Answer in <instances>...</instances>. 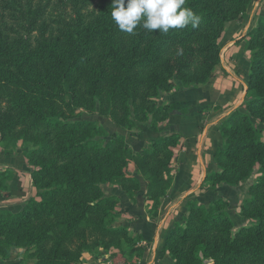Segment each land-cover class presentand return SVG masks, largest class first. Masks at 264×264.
I'll use <instances>...</instances> for the list:
<instances>
[{"label":"trees","instance_id":"trees-1","mask_svg":"<svg viewBox=\"0 0 264 264\" xmlns=\"http://www.w3.org/2000/svg\"><path fill=\"white\" fill-rule=\"evenodd\" d=\"M22 3L0 0V143L4 156L30 145L23 156L35 193L18 212L0 210V259L22 248L34 264H81L83 252L102 248L117 250L114 264H137L123 251L134 239L114 225L118 200L105 197L101 186L116 184L133 200L140 182L124 171L132 161L157 213L174 184L172 158L186 136H161L133 153L124 135L81 120V111L123 130L148 121L158 132L173 112L171 104L159 103L160 92L174 89L175 75L184 88L209 82L222 31L229 21H244L251 0H186L201 17L198 27L167 34L138 27L134 35L112 20V0H69L68 11L43 21ZM246 37L245 102L217 127L223 148L213 160L219 171L201 184L237 183L258 165L261 175L241 205L243 218L255 222L234 232L226 202L189 200L184 226L175 224L161 248L173 264H264V127L253 123L264 124V16ZM11 176L0 170L3 196L11 193Z\"/></svg>","mask_w":264,"mask_h":264},{"label":"crops","instance_id":"crops-1","mask_svg":"<svg viewBox=\"0 0 264 264\" xmlns=\"http://www.w3.org/2000/svg\"><path fill=\"white\" fill-rule=\"evenodd\" d=\"M242 24L243 22L241 24L239 22L238 24L230 23L227 28L228 34L230 36L237 34ZM237 46L239 47V45ZM247 64L249 65L248 58L244 55L238 56L237 67L244 68L247 67ZM217 80L212 78L210 83L197 88L183 89L174 93L176 95H172L171 99L168 98L170 104H175V109L178 110L174 116L170 117V127L174 131L182 133L186 138L184 148L180 153L182 160L174 175V184L168 191L167 197L161 202L159 217L153 220L141 217L131 223L134 230L141 232L147 241L142 259L138 264H168L169 259L160 255V250L172 226L185 214L187 201L196 200L207 204L215 199L216 194L204 189L205 184L201 185V183L205 175L215 168L213 153L221 143V137L217 131L218 121L228 116L230 110L239 101L238 105L242 104L245 100L247 83V79L245 81L241 79L240 83L231 81L230 86L221 87L217 85ZM239 87L241 90L238 89ZM224 105L228 106L225 110L222 109ZM211 106H220V109L217 111L210 110ZM209 123L211 125L207 127ZM145 132L147 131L145 130ZM145 137H149L148 132L139 135L137 138L130 136L129 139L128 136L126 140L132 148L141 147ZM0 168L16 171L14 180L11 181V183L14 182L13 185L10 183V195L3 196L0 194V210L18 212L29 198V192L26 194L27 191L19 182L20 176H24L25 184H27L28 179L31 185L30 172L32 168L27 166L23 153L20 151H16L12 156H4L0 151ZM136 202L138 203L137 206L144 204L141 199H137ZM128 205V203L125 204L127 210L129 209L127 208ZM100 260H105L103 253H84L81 264H99ZM33 262L32 258L22 262L19 255L11 254L9 260L0 261V264H33Z\"/></svg>","mask_w":264,"mask_h":264},{"label":"rangeland","instance_id":"rangeland-1","mask_svg":"<svg viewBox=\"0 0 264 264\" xmlns=\"http://www.w3.org/2000/svg\"><path fill=\"white\" fill-rule=\"evenodd\" d=\"M22 4H23V9L25 11L33 10L34 12H39L40 13L39 16L41 18L40 21H43L44 19L48 18L49 15H54L56 17L57 15L64 14V12L68 11L67 9H69V0H23ZM25 11H24V13H25ZM260 16H264V0H251V3L248 7V15L246 16L244 21L239 22L240 24L243 22V24L241 25V29H239L237 34L230 36L228 34L227 28L229 27V24L231 22L229 21L226 24V28L222 31L221 36L218 40V43L221 47L220 61L214 67V69L212 70V73H211L212 78H216V80L219 79L216 82L217 85H219L221 87L230 86L231 81H236L237 83H240L242 80L245 81L246 79H248V75L246 74L248 72L247 71L248 70V64H247V67H244V68H242L241 66L237 67L238 56L244 55L246 58H248V59L250 58V52L244 50L243 44L245 43V40L247 39L246 35L256 25L258 17H260ZM31 17H32V15H31ZM253 20H255L254 23H253ZM27 22H28L27 20H24V21H22V24L25 26L27 24ZM232 23L238 24V21L234 20V21H232ZM240 44H242L241 47H240ZM234 45H236V46H234ZM237 45H239V47ZM232 46H233V48H232ZM190 47L191 46H187L184 48L186 50H189ZM230 48H232V49H230ZM165 56L168 57L169 54L166 53ZM245 75H247V76H245ZM212 78L209 79L208 83L212 82ZM171 81L174 85V87H173L174 89L171 90L170 92H160L158 101L161 104H163V103H169L170 104L168 98L171 99L172 95H176L174 93H178V92L182 91L183 89H186V88H184V86H182L180 80L176 77V75L171 79ZM203 85H205V84H201L200 86H190V87L197 88V87H201ZM190 87H188V88H190ZM238 89L241 90V87H239ZM245 91H246V89H245ZM247 98L248 97H246V100H247ZM237 100H238V98H237ZM244 102H245V100L242 103H244ZM239 103H240V101L238 102V104ZM238 104L230 110V113L234 109L238 108L241 105V104L240 105H238ZM171 105H172V109H173L171 116H174L176 114V111H178V110L175 109V107H176L175 104H171ZM219 107L220 106H211L210 110L217 111L220 109ZM226 107H228V106L224 105L222 109L225 110ZM170 117L166 122L164 121V122L159 124L160 128L158 127L159 128L158 132H153L148 128L149 123H150L148 121L137 123L136 126L132 129L123 130L121 128L116 127L111 122L110 119L105 118V117H101L97 113L88 114L87 112L82 110L81 114H80L81 120L96 121L99 125H101L107 131L108 135H110L112 133H119V134L124 135L125 142L129 146V148L131 149V151L133 153H141L143 150L148 149L150 147L151 142H153V140L157 139L158 137L167 136L171 133H178L177 131H174L170 127V124H169ZM226 117L227 116L221 118L218 121L219 122L218 126H219L220 122H222ZM253 123L255 125H257L259 128L264 127V124L261 123L259 120H253ZM210 125L211 124L209 123L207 125V127H209ZM145 130L149 133V137L144 138V144L141 147L132 148L131 145L127 142L126 138L128 136H129V139H130V136L137 138L141 134L142 135L147 134V132H145ZM107 139L108 138H105V140H107ZM184 141H185V139H183V141H182V148H180L179 150H175V154L172 158V167L173 168L171 171V175H172L173 179H174L175 172L178 169V166L182 160L180 153L184 148ZM26 147L29 149L30 145H28ZM27 148H23L22 146H17L16 151L17 152L20 151L21 153L24 154L25 153L24 151H26ZM222 148H223V141L221 139L219 149H222ZM19 149H21V150H19ZM0 151H2L1 143H0ZM2 153H3V151H2ZM213 162H214V160H213ZM214 167H215L214 170H212L211 172L219 171V168L215 165V163H214ZM0 170L11 171L12 176L6 182L8 189L10 190L11 184L13 185V183H14V182L11 183V181L14 180L16 171H14L13 169H5V168H0ZM124 171H125V174L127 176L135 177L140 182V190L134 192V199L133 200L131 199L132 196L130 197V195H128L125 191H123L116 184H103L101 187L103 189V193H104L105 197L112 196L118 200V205L115 209V213L118 215V217H117L114 225L125 227L127 229L129 236L134 239V241L132 243L127 244V245H123V251H124L125 259L127 261L138 264L139 261L142 259L143 251H144V248L147 244V241L141 232L134 230V228L131 226V223L135 222L136 220H138L141 217L146 218V219H150V220L156 219L160 215V210L157 213H155V210L152 209V203H151V201L148 200L147 196L145 195L147 181L139 173L135 164L132 161L129 162ZM260 175H261L260 168L258 165H256L252 169V171L248 174V176H246L243 180L238 181L237 183H220L217 185H213L212 183L206 182L204 185V189H208L211 192L213 191L216 194L215 199H221L223 202H226V204H227L226 209H227V212H228V214L232 220L234 232L237 231L240 227L249 226L255 222L254 219L243 218V216L241 215V205L245 199L250 197L248 194V189L253 183L257 182ZM23 177H24L23 175L20 176L21 180H19V182L22 184V187L27 191L26 194H28V192H29V198H30L35 193V189L32 185V179H31V185H30V181L27 179V176H25L27 179V184H25V180ZM137 199H141V201L144 202V204H140L141 207L137 206L138 205V203L136 202ZM126 203L129 204L127 207V208H129L128 210L125 207ZM130 205H132L133 208L130 207ZM185 215H187V210H186L185 214L182 216V218L178 222H176L175 224L180 225V226H184ZM174 225L172 226V228L174 227ZM133 248H137V249L142 248V251L140 252L139 250H136L134 252H131V250ZM32 251H33V249L30 248L28 250V253L29 252L31 253ZM115 251H117V250L105 251L102 248H98V249H95L93 252H83V254L84 253H90V254L103 253V255L105 256V260H108L112 264H114L112 261V258H111V254H112V252H115ZM160 252H161V250H160ZM11 254L19 255L22 262H26L28 260V258H32L34 261L33 262V264H34L35 260H36L35 257H27V255L25 253V249L13 248V249H11V252H10V255L8 256V258L0 259V261L9 260L11 257ZM160 255L165 256L169 259L168 264H173L174 260L172 259V257L170 256V254L167 251H165L164 253H160Z\"/></svg>","mask_w":264,"mask_h":264},{"label":"clouds","instance_id":"clouds-1","mask_svg":"<svg viewBox=\"0 0 264 264\" xmlns=\"http://www.w3.org/2000/svg\"><path fill=\"white\" fill-rule=\"evenodd\" d=\"M185 4L186 0H112L110 15L127 34L134 35L138 27L167 34L170 29L199 26L201 17Z\"/></svg>","mask_w":264,"mask_h":264},{"label":"built area","instance_id":"built-area-1","mask_svg":"<svg viewBox=\"0 0 264 264\" xmlns=\"http://www.w3.org/2000/svg\"><path fill=\"white\" fill-rule=\"evenodd\" d=\"M99 264H112V263L108 260H100Z\"/></svg>","mask_w":264,"mask_h":264}]
</instances>
